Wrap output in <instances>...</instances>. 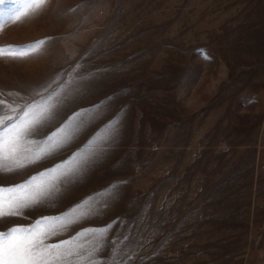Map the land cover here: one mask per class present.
Here are the masks:
<instances>
[{"label": "rangeland", "instance_id": "obj_1", "mask_svg": "<svg viewBox=\"0 0 264 264\" xmlns=\"http://www.w3.org/2000/svg\"><path fill=\"white\" fill-rule=\"evenodd\" d=\"M0 264H264V0H0Z\"/></svg>", "mask_w": 264, "mask_h": 264}]
</instances>
